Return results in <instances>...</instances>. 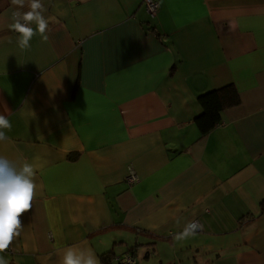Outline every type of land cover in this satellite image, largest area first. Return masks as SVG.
I'll return each instance as SVG.
<instances>
[{
    "label": "crops",
    "instance_id": "crops-1",
    "mask_svg": "<svg viewBox=\"0 0 264 264\" xmlns=\"http://www.w3.org/2000/svg\"><path fill=\"white\" fill-rule=\"evenodd\" d=\"M158 2L150 16L142 0H41L49 39L22 51L0 0V156L37 186L8 264L70 247L99 264H264V0ZM229 83L240 103L202 135L198 96Z\"/></svg>",
    "mask_w": 264,
    "mask_h": 264
},
{
    "label": "clouds",
    "instance_id": "clouds-1",
    "mask_svg": "<svg viewBox=\"0 0 264 264\" xmlns=\"http://www.w3.org/2000/svg\"><path fill=\"white\" fill-rule=\"evenodd\" d=\"M16 10L12 12L9 29L18 33L17 46L20 50L30 48V41L39 34L42 41L47 42L49 36V21L44 16L46 9L41 0H10ZM25 6L28 11H20ZM35 24V28L32 25ZM11 122L0 115V142L9 138L5 130H10ZM35 171L31 164L25 162L22 166L4 156H0V253H7L14 238L21 235L22 223L20 217L32 208V201L36 189L34 183ZM203 225L196 221L187 222L182 232L173 239L183 242L195 237ZM0 264H8L4 255H0ZM61 264H99L97 257L90 250H73L68 248L61 260ZM125 264H132L125 260Z\"/></svg>",
    "mask_w": 264,
    "mask_h": 264
},
{
    "label": "trees",
    "instance_id": "trees-1",
    "mask_svg": "<svg viewBox=\"0 0 264 264\" xmlns=\"http://www.w3.org/2000/svg\"><path fill=\"white\" fill-rule=\"evenodd\" d=\"M197 99L201 105V112L194 118V121L202 135L208 133L221 121V113L225 108L240 103L238 90L231 83L206 91ZM131 252L128 251L134 258V253ZM100 258L102 264H125L120 262L121 256L116 255L112 250L101 254Z\"/></svg>",
    "mask_w": 264,
    "mask_h": 264
},
{
    "label": "built area",
    "instance_id": "built-area-1",
    "mask_svg": "<svg viewBox=\"0 0 264 264\" xmlns=\"http://www.w3.org/2000/svg\"><path fill=\"white\" fill-rule=\"evenodd\" d=\"M142 2L144 4L145 9L148 12V14L150 16H154L157 12L158 7H159L158 0H142ZM136 179H137L136 174L134 173L133 170L130 169L129 174L126 177V180L128 182L132 183V182L136 181ZM194 221L198 222L197 220H194ZM120 256H121L120 262H122V263H125V260H130L132 262V264L135 263V258H133L132 255H130L128 252H125L124 254H122Z\"/></svg>",
    "mask_w": 264,
    "mask_h": 264
},
{
    "label": "rangeland",
    "instance_id": "rangeland-1",
    "mask_svg": "<svg viewBox=\"0 0 264 264\" xmlns=\"http://www.w3.org/2000/svg\"><path fill=\"white\" fill-rule=\"evenodd\" d=\"M136 264H154V256L152 253L150 255L146 254V250H140L134 254Z\"/></svg>",
    "mask_w": 264,
    "mask_h": 264
}]
</instances>
